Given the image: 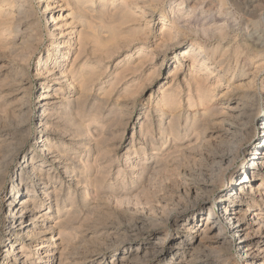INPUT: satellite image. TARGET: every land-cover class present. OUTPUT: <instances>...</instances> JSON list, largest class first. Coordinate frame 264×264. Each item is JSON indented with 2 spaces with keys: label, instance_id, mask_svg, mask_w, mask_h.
<instances>
[{
  "label": "rangeland",
  "instance_id": "obj_1",
  "mask_svg": "<svg viewBox=\"0 0 264 264\" xmlns=\"http://www.w3.org/2000/svg\"><path fill=\"white\" fill-rule=\"evenodd\" d=\"M96 1L97 0H94V3L97 4L98 1ZM24 3L26 8L33 12V19L39 20L36 31L38 43H36L34 57H32V60L26 65L27 67L25 66L24 68L26 73L24 74V84L25 87H27V95H25L24 100L26 115L24 116V121L22 125H20V128L25 139L20 143H16V140L13 142L15 144L14 147H16V144H20V146H18L19 151L10 161L5 171L6 174H3L4 182L0 187V260L4 255L15 258L14 254L9 255L8 252H6L9 249V244L3 241L5 236H3L1 231L7 224V219H9L6 217L9 208L5 206L4 201L8 185L19 164L29 158L35 159L38 157L39 149L42 145L37 139L39 132L37 127V116L39 111L36 95L40 90L39 84L43 78L38 76V73L43 69V61L46 58L49 44L52 42V36L49 33L51 25L48 23V17L43 15L45 3H39L38 0H26ZM117 3L118 0L114 2V4ZM59 4H61L62 7H59ZM148 4L150 8L154 10L153 17H139L136 20L137 22H131L130 24L122 26V32L125 36H128L129 33L133 34L137 32V34H141V38L139 37L137 39V37L128 36L125 41L122 39L116 48H111L108 55L101 57H97L89 49L86 54L81 55L75 60L72 68L73 74L75 75L71 76L73 84L63 92V96L66 98H77V86L80 79L78 73L83 72L90 77L88 83L89 91L85 94L87 96L85 103L86 115L84 113L83 116L85 118L91 117V115H93L91 109L93 111L97 109V122L95 124H90V134L95 135L98 131H103L107 140L102 147L114 148L115 151L104 159L102 156H98L99 160H97V165H95L96 163H93V154L85 152L86 145L83 144V137L77 136V131L72 130L69 125L67 127V124L61 121L57 115L53 117L51 115L47 116V113L45 114L46 121L51 122V126H53L49 132L51 138L55 139L52 142V146L54 149L61 147L60 149H62V152L64 155L66 154L69 160H66V165L69 166L70 171H73V174H75L80 181L82 180L85 185H82L84 189L75 187L71 184V177L61 174V171L55 164H48L40 168L46 171V173H51V176H58V178L53 177L52 187H54V189L56 188L55 190L58 191L61 189V192L58 208L54 206V202V204H51L52 207H49V203L45 202H42L43 204L40 205L38 198V207H36V210L37 213L44 215V217L41 218L39 222L37 221L36 224L48 223L53 225L56 224L58 220L68 217L69 224L65 231V235L69 234L70 239L63 241L61 238L62 241L57 242H61L62 246L56 248L55 243H51V241L61 236L57 230L48 233L45 239H39L38 241L44 242V245L49 247L48 249H53L54 256L45 258L48 260V262L45 263L42 262V258L45 255L44 253H40L33 248L24 247L21 257L18 258L26 260L27 264H60L57 257L59 252L63 249L64 255L61 257V264H65V260L67 259L68 254H66V250L71 253V255L68 256L69 261L66 262H72L71 264L76 263L78 260H80L79 262L81 263V259L83 260L82 264H171L167 262L169 254H166V256L161 259L152 255L140 259L129 257L130 260H128L129 258L123 260L121 253L124 251L122 237V235H124V230L134 225L135 221L140 218H151L152 216L154 220L153 229H158L166 234L164 233L163 236V233H161V237L148 236L149 238L147 237V239L152 243L156 242V238L165 239L162 244V246L165 247L171 245V238L178 235L183 236L188 232V227H181L180 224L182 220L190 217L191 214L199 210V208H209L214 205L215 200L216 202L213 207V211L215 212L214 215H219V210H216L219 205L218 195L225 190L228 179L234 168L224 170L225 168L223 167L221 169V172L224 171L222 183H214V187L212 186L213 192L202 194L201 199L197 200V202L193 201L192 196H188L185 191L186 186L184 183L185 179L188 177L181 171L188 168H197L200 157L203 153H206V147L209 145H207V134H205V136L201 134V136L199 135V138L195 140L197 133L194 134V128L197 127V122L193 123L192 129L188 128L192 126L193 119L200 118L203 113H212L213 105L218 108H223L227 100L236 99L245 92L254 94L258 98L260 108L264 104V69L260 70L264 68V0H150ZM50 7L52 8V15L58 18V23L59 25L61 24L60 26L70 22V20H67L65 23L66 17L69 14L72 12L76 13V17L78 14V12H75L71 5L67 3V0L58 4L53 3ZM159 16L166 20L164 29L165 27H171L172 23L175 22L177 27L183 31L180 36L183 45L171 51H167V48H164L165 46L159 43L158 38L161 30H163L161 29V25L156 26ZM74 27L76 28L75 22L69 23L66 27L63 26L61 31L65 36L61 38V42H65L66 44L68 38H74V35H68L70 30ZM127 41L129 43H127ZM186 44H201L200 46L202 47L203 54L210 58L217 68H221L220 73H213L209 79L208 85H213L216 77L222 76L221 80L224 79V81L222 80L219 86L212 90L214 94H220L222 97L215 102H211V97H203L199 100L194 98L195 101L193 100V102L191 101L186 104L187 91L185 88V81H188L193 70L197 69L196 67L193 70L191 69L192 71L188 70L189 62L186 61L182 65L183 67L178 74L177 81L181 91L180 97H177L178 100L180 99V105L178 104V107L175 108L177 104L170 105L166 101L156 105L159 99L158 97L164 91H166L167 95H175L173 94L174 88L177 86L171 82V79L176 64L173 63L172 59L181 56V51L187 46ZM62 52L63 50H61L60 55ZM164 56H166L165 61H163ZM260 61L263 65L261 68H259L261 65ZM84 64H86V66H83ZM257 68L259 71L256 70ZM214 75H216V77ZM253 75L255 76L253 80V82L255 81L254 83L251 81L252 78H249L251 76L253 77ZM249 82H252V84ZM60 87L63 88L65 86L56 87V91L53 90L55 89L53 86L47 89L55 96L59 93ZM181 88L185 92H183ZM17 93L18 92H16V95ZM14 99L8 98V102H13ZM123 104L128 106L133 105L134 109L132 111L131 121L126 128L125 136L121 138L120 134L123 132V128L119 123V119L116 118V109L118 105ZM162 104H165V106H163L161 110ZM0 105H3V102H1ZM157 110H161V112H157ZM47 112L52 111L48 110ZM145 113H148V115L150 114L149 117H152L150 120L154 121H152L154 131L152 134L146 135V137L152 140V146L155 150L146 148L145 155L139 154L140 157L144 158L153 154L152 159H148L146 162L143 161L144 165L153 166L154 158L159 159V157H163L168 150L171 152L173 148L175 149L176 147V149L174 153L167 156L169 158L166 157L169 161H167V159L165 161V158H162L169 166L164 167L161 165L157 167L158 169L156 168V171L154 170L152 172V174L154 173L155 175H150L149 181L142 182L140 179H134L131 174H125L124 171L125 163L129 162V157L134 155L132 154L133 148L129 141L133 126L136 129L137 125H139V120ZM2 114L3 113L0 112L1 116ZM172 114L173 116L180 117L181 127L178 129L179 135L177 139H175L176 141L170 138L167 142V140L164 139L165 130L162 136L158 135L159 131H157V125L160 126L163 124H158L156 121L157 116H164L165 121L171 118ZM5 116L10 115L6 114ZM185 120L187 123L189 122V125L183 122ZM15 123L17 124L18 121L13 120L14 125H16ZM253 127H255V129L257 128V122L254 123ZM5 132L10 133L11 131L5 129L4 133ZM71 132H75L74 135L76 139ZM90 134L88 136L89 139L87 137L86 140V142L89 143L93 139V137H90ZM69 135H72V137L70 138ZM134 138L135 143L138 145V143H140L139 134H134ZM56 139L64 143L63 147L57 145ZM251 140L252 139H248L243 143L244 145L242 144L240 151L235 157L234 166L238 165L243 160L247 147L251 144ZM120 144L121 147L117 149ZM123 149L130 151V156H125V154H123L125 150ZM25 155L26 158L23 159ZM95 167L97 170L99 168H103L104 170H101L98 174L95 172ZM109 169L110 171H108ZM22 172V174H24V171ZM94 177L98 178L97 184L92 181ZM22 181L23 184L31 185L29 176L25 177V175H23ZM256 184L258 185L259 183L256 182L255 186H257ZM141 188H145L144 190L142 189L143 193ZM260 189V194H263L264 186ZM181 190L184 193L186 192L185 196L187 199ZM25 197L29 199V197ZM169 202L174 203L175 206L173 209L177 211L174 212L173 209H169V207L171 208V206H167ZM200 203H204V205L198 206ZM179 204H181V206L184 205L180 207ZM259 204L260 210H258V212L263 214L264 204L263 202ZM187 206L188 208H185ZM175 207L178 208L180 212ZM247 208L248 207H244L243 211L245 210L244 212H247ZM168 211L170 212L168 213ZM160 213H162V215ZM165 215L169 217V221L167 222L164 221ZM30 216V214L23 216L20 221L21 224L29 222ZM159 218L161 221H159ZM199 220L200 221L197 223L198 228L204 223L201 219ZM193 226L194 224L192 223L189 228ZM179 227H181L180 232L177 229ZM224 228V231L222 230L220 232L221 237H219V239H214L207 247L202 248L203 250L201 249L195 253V256L197 255L201 258H195V261L193 260L191 264H201L200 262H203V264H214L215 262L220 264H244V262H242V257L238 256L236 239ZM146 234H149V232ZM67 244H69V246H67ZM74 246H78L77 248L79 249L77 251L73 250ZM19 247L18 245V251L16 249V252H19ZM134 249L135 247L131 250L134 251ZM190 253L184 254L182 259L183 262L189 259L188 255ZM73 259H77V261Z\"/></svg>",
  "mask_w": 264,
  "mask_h": 264
},
{
  "label": "bare ground",
  "instance_id": "obj_2",
  "mask_svg": "<svg viewBox=\"0 0 264 264\" xmlns=\"http://www.w3.org/2000/svg\"><path fill=\"white\" fill-rule=\"evenodd\" d=\"M63 1L64 0H38L39 3H45L43 7V15L48 17V23L51 25L49 33L52 36V42L49 44L46 58L43 61V69L38 73V76L43 78L39 84L41 91L39 90L36 95L39 111L37 116V127L39 130L37 139L42 145L40 146L38 157L35 159L29 158L19 164L8 185L4 201L5 206H8L9 208L6 214V217L9 219H7V224L1 229V231L3 236H5L3 241L9 244V249L6 252H8L9 255L14 254L15 258L4 255L0 260V264H27L26 260L18 258L21 257V253L23 252L22 249L24 247L33 248L40 253H44L45 255L42 258V262L47 263L48 260L45 258L53 257L54 250L48 249L49 247L44 245V242H39L38 240L45 239L48 233L55 230H57L61 236L60 238L51 241V243H55L56 248L62 246L61 242L57 241L70 239L69 234L65 235V231L69 224L68 217L58 220V222L53 225L48 223L36 224L37 221L39 222V220L44 217V215L37 213L36 210V207H38V198L40 205L45 202L49 203V207H52L51 204L54 202V206L58 208L61 192V189L58 191L55 190L56 188L54 189V187H52L53 177L58 178V176H51V173H46V171L41 170L40 168L42 166L55 164L61 171V174L71 177V184L75 187L84 189V186L82 185H85L82 180L80 181L78 177L73 174V171H70L69 166L66 165V160H69L66 154L64 155L62 152V149H60L61 147L54 149L52 146V142L55 139L51 138L49 132L53 126H51V122L46 121L45 114L47 113V116L51 115L53 117H55L54 115H57L61 121H64L67 124V127L69 125L72 130L77 131H75L77 136L79 135V137H83V144L86 145L85 152L93 154V163H96L95 165H97V160H99L98 156H102L103 159L110 156L115 149L102 147L107 140L103 131H98L95 135L90 134V124H95L97 122V109L95 111L91 109V112H93L91 117L85 118L83 116L86 110L85 103L87 96L85 94L89 91L88 83L90 77L83 72L78 73L80 79L77 86V98H66L63 96V92L73 84L71 76H74L75 74H73L72 68L78 57L86 54L89 49L97 57L108 55L110 49L113 47L116 48L122 39L125 41L128 36L137 37V39L139 37L141 38V34H137V32L133 34L129 33L128 36H125L122 32V26L130 24L131 22H137L136 20L139 17L144 18L154 16V10H152L148 4L150 0H118L117 4H114L116 0H97V4L94 3V0H67V3L71 5L74 11L78 12V14L76 17V13L72 12L66 17L67 19L65 20V23L67 20H70L69 23L75 22L76 28L74 27L68 33V35H74V38H68L65 44V42H61V38L65 36V34H62L61 29L63 26L66 27L69 23L60 26L61 24L59 25L58 18L52 15V8L50 7L53 3L58 4ZM24 2H26V0H0V103L3 102V105H0V112L3 113L2 116L0 115V187L4 182L3 174L8 168L12 158L19 151L18 146H20V144H16V147H14L15 144L13 142L16 140V143H20L25 139L20 128V125H22L24 121V116L26 115L24 100L25 95H27V87H25L24 84V74H26L24 68L32 60V57H34L36 43H38L36 31L37 26L39 25V20L33 19V12L26 8ZM59 7H62L61 4H59ZM165 22V18L161 16L157 19L156 26L161 25V29H163L161 30L158 41L165 46L164 48H167V51H171L183 45V42L180 39L183 31L177 27L175 22L176 25L172 23V25L170 24L171 27H165L164 29ZM127 43L129 42L127 41ZM200 45L190 44L185 47L183 46L184 49L181 51V56L172 59L173 63L176 64L171 79V82L177 86L174 88L173 94L175 95H167L166 91H164L158 97L159 99L156 105L166 101L170 105L177 104L175 108L178 107L180 99L178 100L177 97L181 93L180 86L177 82L178 74L181 72L182 65L186 61L189 62L188 70H193L197 67V69L193 70L188 81H185V88L187 91L186 104L191 101L193 102L194 98L199 100L203 97H211V102H215L222 97V95L214 94V91L212 92L213 88L219 86L222 80L224 81V79L221 80L222 76L216 77V75H214L216 77L215 82L213 85H208L209 79L213 73H220L221 68H217L215 63L203 54ZM61 50H63V52L60 55ZM73 51L74 53L72 54ZM70 55L71 57L69 58ZM166 56L163 57V61H165ZM263 65L261 63L259 68L263 67ZM83 66H86V64ZM263 69L264 68L260 70ZM256 70H258V68ZM249 78H252L251 81L253 82L255 76L253 75V77L251 76ZM252 82L249 83L252 84ZM51 86L55 87V89H53L55 91L58 86L65 87L58 88L59 93L54 96L47 89ZM16 92H18L17 95ZM8 98L15 99L13 102H8ZM224 105L223 108H218L213 105V107L211 106L213 108L212 113H203L200 118L192 120V126H189L188 129H192L193 123L197 122V127L194 128V134L197 133L195 140L199 138V135L201 136L202 134L205 136V134H207V145L209 146L206 147V145L205 147L207 149L206 151L204 150L206 153H203L202 156L200 155L201 157L198 161L197 168L182 169L183 171H181L184 175H187L186 177H188L185 179L184 183L187 195L190 197L192 196L193 201L197 202V200L201 199L202 194L213 192L212 186L214 187V183H222L224 171L221 172V169L223 167L225 168L224 170L234 168L228 179L225 190L218 195L219 205L216 210H219V215H214L215 212L213 211V207L216 202L215 200L214 205L209 208H199V210L191 214L190 217L182 220L180 224L181 227H188V232L183 236L178 235L171 238V245L165 247L162 246L165 239L156 238L158 241L156 240L155 243H152L147 239L148 236L161 237V233H163V236L165 233L158 229H153L154 220L152 219V216L151 218H140L135 221L134 225L124 230V235H122L124 251L121 253L123 260H127L129 257L140 259L152 255L161 259L164 258L166 254H169L167 260L168 263L191 264L195 258L198 259L200 257L197 255L195 256V253L202 248L207 247L210 242L214 241V239H219V237H221L220 232L225 227L236 239L238 256L242 257V262H244V264H264V213L262 214L258 212V210H260L259 203L263 202L264 204V192L263 194H260V188L264 186V104L260 108L258 98L254 94L245 92L236 99L233 98L229 101L227 100ZM163 106H165V104H162L161 110L163 109ZM133 109V105L128 106L126 104L118 105V108L116 109V118L119 119V123L123 128V132L120 134L121 138L125 136L126 128L132 118ZM48 110L52 112H47ZM161 110H157V112H161ZM4 113L5 115L9 114L10 116H5ZM149 115L148 113H145V115L141 117L136 129L133 126L129 141L133 148V153H131L134 155L129 157V162L125 163L124 171L125 174H131L134 179H140L142 182L149 181L150 175L154 174H152V172L154 170L156 171L157 167L161 165L164 167L169 166L165 163L166 159L169 158L167 156L174 153V150L176 149L174 146L175 149L173 148L171 152L168 150L163 157H159V159L154 158L153 166L144 165L143 161L146 162V160L152 159L153 154H150L147 158L140 157L139 154L145 155L146 148H152V150H155L152 146V140H149L146 137V135L152 134L154 131L152 125L153 120H150L152 117L150 118ZM164 119V116H157L156 122L158 124H163L160 126L157 125V131H159L158 135L162 136L163 131L165 130L164 139L167 140V142L170 138L173 140L177 139V136L179 135L178 129L181 127L180 117L173 116L172 114V117L168 120L164 121ZM13 120L18 121V123H15L16 125H14ZM183 122L185 123L186 120ZM256 122L257 128L255 129L253 125ZM186 125H189V122H186ZM5 129L8 131L10 130L11 132L4 133ZM89 134L91 138L93 137V142L91 141L90 143L86 142ZM134 134H139L140 136V143H138V145L135 143ZM71 137L72 135L70 138ZM248 139L252 140L251 144L247 147L243 160L238 165L234 166L236 155L240 151L242 144ZM187 140L189 141L188 138ZM56 143L63 147L64 143H61L59 140H57ZM120 147L121 144L117 149ZM123 154H125V156H130V151L125 150ZM25 158L26 155L23 159ZM162 158H165V161ZM167 161L169 160L167 159ZM110 169L108 171H110ZM101 170L104 169L99 168L97 170L95 167V172L98 173ZM22 171H24V174H22ZM23 175H25V177L29 176L31 185L22 183ZM92 181L97 184L98 178L94 177ZM256 182L259 183L258 185L256 184L257 186H255ZM142 189L143 188H141V190ZM25 196L29 197V199ZM201 204L202 203L198 204V206L204 205V203ZM179 205L180 207H183L184 204L182 206L181 204ZM167 206H171L169 209H173L175 205L174 203L169 202L167 203ZM188 206L185 208H188ZM244 207H248L247 212H244L245 210L243 211ZM175 211L177 210H174V212ZM169 212L170 211H168V213ZM26 214L31 215L29 222L21 224V218ZM160 214L162 215V213ZM199 219L204 223L202 226L199 225L200 227L198 228L197 223L200 221ZM159 221H161L160 218ZM164 221H169L168 215L164 216ZM192 223L194 226L189 228ZM181 227L177 228L179 232ZM147 232H149V234H146ZM18 245L20 246V250L19 252H16V249L18 251ZM67 246H69V244H67ZM77 247L74 246L73 250L77 251L79 249ZM134 247L135 249L132 251L131 249ZM63 251L64 249L59 252L57 257L60 264L62 263L60 262L61 257L64 255ZM65 252L68 256L71 255L68 250ZM188 252L192 253L188 255L189 259L183 262V256ZM68 256L65 260V264L72 263L66 262L69 261ZM26 257L28 258L27 255ZM73 260L77 261V259ZM128 260H130V258ZM79 261L80 260L74 264L83 263L82 259L81 263ZM200 263L203 264V262ZM214 264L220 263L215 262Z\"/></svg>",
  "mask_w": 264,
  "mask_h": 264
}]
</instances>
